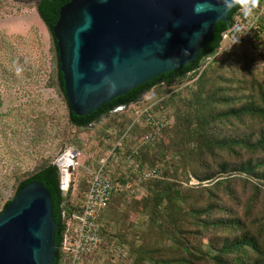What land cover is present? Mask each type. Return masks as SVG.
<instances>
[{
	"label": "trees",
	"instance_id": "trees-1",
	"mask_svg": "<svg viewBox=\"0 0 264 264\" xmlns=\"http://www.w3.org/2000/svg\"><path fill=\"white\" fill-rule=\"evenodd\" d=\"M70 1L39 0L36 6L53 43L55 72L49 84L68 107L53 28ZM263 5L260 0L257 17L233 8L227 21L216 24L194 62L156 76L89 115L69 111L72 125L96 131L90 169L126 135L112 177L118 188L101 211V243L93 253H99L101 264H264V52L260 67L239 45L216 57L224 33L238 35L235 25L255 21L252 29L263 36ZM204 61L209 64L202 69ZM189 76L197 79L177 90ZM152 92L156 100L147 114L160 113L167 122L162 135L144 143L148 128L135 121L136 107H143L142 96ZM151 166L158 167V176L140 179L136 168ZM89 176L81 177L77 187L72 182L65 192L59 166L44 157L18 176L15 193L3 207L32 181L50 190L57 222L54 264H69L62 240L68 218L82 208Z\"/></svg>",
	"mask_w": 264,
	"mask_h": 264
},
{
	"label": "water",
	"instance_id": "water-1",
	"mask_svg": "<svg viewBox=\"0 0 264 264\" xmlns=\"http://www.w3.org/2000/svg\"><path fill=\"white\" fill-rule=\"evenodd\" d=\"M197 6L204 10L197 13ZM220 9L216 0H71L63 5L53 32L69 111L89 115L194 62L216 24L229 18L230 12ZM53 208L52 194L41 181L18 191L0 212V264H54Z\"/></svg>",
	"mask_w": 264,
	"mask_h": 264
},
{
	"label": "rangeland",
	"instance_id": "rangeland-1",
	"mask_svg": "<svg viewBox=\"0 0 264 264\" xmlns=\"http://www.w3.org/2000/svg\"><path fill=\"white\" fill-rule=\"evenodd\" d=\"M39 0H0V212L15 193L18 176L32 171L44 157L60 164V157L79 142L81 166L75 169L71 182L77 187L89 170L94 148L98 144L94 128L81 131L72 125L69 107L57 88L50 86L55 72L51 34L39 16ZM257 9L252 16L257 17ZM237 18L239 23L241 20ZM256 19V18H255ZM255 21L242 23L239 42L236 34L225 37L216 54L221 57L234 45L250 51L260 67L264 52V34L256 35ZM257 48V49H256ZM226 55V54H225ZM209 61H204L205 68ZM197 77L189 76L177 90L192 85ZM156 100L149 93L141 98L142 106ZM149 100V101H147ZM139 108V107H136ZM165 115V114H163ZM66 185L63 189L66 191ZM78 192L74 189L73 195ZM95 253L80 264H101ZM117 260V258H116Z\"/></svg>",
	"mask_w": 264,
	"mask_h": 264
},
{
	"label": "built area",
	"instance_id": "built-area-1",
	"mask_svg": "<svg viewBox=\"0 0 264 264\" xmlns=\"http://www.w3.org/2000/svg\"><path fill=\"white\" fill-rule=\"evenodd\" d=\"M261 12H264V5ZM233 34L231 31L224 33V38ZM155 98V93H149ZM151 100V99H149ZM148 101V100H147ZM155 103L151 100L145 106L138 108V116L135 121H141L144 128L148 130L144 133L142 140L144 143L156 140L162 135L163 128L166 125V119L160 113L147 114ZM143 116H145L144 119ZM123 135L117 139L114 144L107 149L105 156L96 169L89 170V188L87 190L83 205L80 211L73 213L67 220V229L64 234L61 248L70 255L69 264H80L88 256H91L101 243V211L107 206L112 195L118 188V184L113 180V174L121 158L119 151L124 146ZM78 148H69L65 150L57 164L60 169L61 186L66 185L67 192L72 184L71 176L75 169L81 166ZM73 168V171H71ZM140 179H148L158 176V167H137ZM71 179V180H70Z\"/></svg>",
	"mask_w": 264,
	"mask_h": 264
},
{
	"label": "clouds",
	"instance_id": "clouds-1",
	"mask_svg": "<svg viewBox=\"0 0 264 264\" xmlns=\"http://www.w3.org/2000/svg\"><path fill=\"white\" fill-rule=\"evenodd\" d=\"M217 4L221 6L223 12L229 13L233 8L239 6L241 12L245 17L252 15L259 7L260 0H216ZM204 10V6H197L195 11L200 13ZM233 31L237 34L243 32V29L239 25H235L233 27ZM241 35H237V38L234 40L233 44L239 42V37ZM184 55H189L190 53L187 49L184 50Z\"/></svg>",
	"mask_w": 264,
	"mask_h": 264
}]
</instances>
